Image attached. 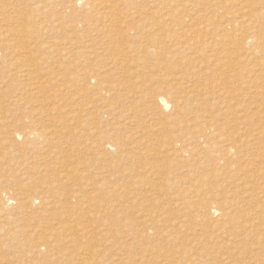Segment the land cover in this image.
<instances>
[{
    "label": "rangeland",
    "instance_id": "374dc122",
    "mask_svg": "<svg viewBox=\"0 0 264 264\" xmlns=\"http://www.w3.org/2000/svg\"><path fill=\"white\" fill-rule=\"evenodd\" d=\"M263 169L264 0H0V264H264Z\"/></svg>",
    "mask_w": 264,
    "mask_h": 264
},
{
    "label": "bare ground",
    "instance_id": "6f19581e",
    "mask_svg": "<svg viewBox=\"0 0 264 264\" xmlns=\"http://www.w3.org/2000/svg\"><path fill=\"white\" fill-rule=\"evenodd\" d=\"M79 1H81V0H79ZM184 9V8H183ZM28 31V30H27ZM24 32V31H23ZM29 32V31H28ZM26 35V34H25ZM22 39H25L26 41H27V38L26 37H24V38H22ZM24 40V41H25ZM251 40L253 41L254 39H253V37H251ZM257 40V39H256ZM23 43V42H22ZM29 43V42H28ZM28 43H26L27 45H28ZM255 43V42H254ZM29 46V45H28ZM23 47H24V45H23ZM25 48H26V46H25ZM31 48V47H30ZM27 49H28V47H27ZM30 50V49H29ZM28 50V51H29ZM28 53V52H27ZM31 53V52H30ZM155 54V53H154ZM26 55V54H25ZM24 58V57H23ZM19 61V60H18ZM26 61V60H25ZM11 62V61H10ZM13 62V61H12ZM17 62V61H16ZM21 62V61H20ZM29 63L30 64H33L32 62H31V59H30V57H29ZM17 64V63H16ZM16 64H14L13 66H15ZM19 65V64H18ZM35 65V64H34ZM12 66V67H13ZM22 66V65H21ZM18 67V66H17ZM14 68V67H13ZM19 68V67H18ZM13 70V69H12ZM18 69H16V71H17ZM26 71V70H25ZM25 71H23V73H25ZM8 72H10V71H8ZM17 74H19V75H21V77H23L24 75H22V72H16ZM27 74V73H26ZM13 76V75H12ZM159 104H160V106H161V108H162V110H168V108H170V102L167 100V99H165V98H161V99H159ZM208 129V128H207ZM209 130V129H208ZM214 132V131H213ZM29 133H31L30 131H29ZM211 133V132H210ZM28 134V133H27ZM34 134V133H33ZM214 134V133H213ZM216 134V133H215ZM32 134H29V135H27V136H31ZM34 136V135H33ZM19 137H21L20 135H19ZM29 137L27 138V139H29ZM23 138V137H22ZM193 143H189V145H192ZM191 148H189L188 147V153L189 154H195L196 155V148H197V145H192V146H190ZM194 156V155H193ZM191 158V157H190ZM235 157H232V159H234ZM199 159H200V157H196V161H199ZM264 170V169H263ZM262 170V171H263ZM261 171V172H262ZM258 172V171H257ZM256 172V174H259V173H257ZM261 174V173H260ZM262 175V174H261ZM264 176V175H263ZM259 179V178H258ZM262 188H260V190H261ZM263 191V190H262ZM262 191H259L258 193H260V192H262ZM264 193V192H263ZM16 194H14V193H10L8 196H6V197H1V200L3 201L2 202V204L5 206V207H7V208H9L8 206V204H9V202H12V201H16L17 200V198H16V196H15ZM262 195V194H261ZM259 198V197H258ZM180 204H184V202L183 203H180ZM181 206V205H180ZM179 206V207H180ZM183 206V205H182ZM218 207H215L214 209H215V212H219V210L217 209ZM183 209V208H182ZM214 209H212L213 211H214ZM211 210V211H212ZM3 211V210H2ZM4 212V211H3ZM183 214V213H182ZM181 214V215H182ZM219 214H220V212H219ZM186 215V214H185ZM192 220V219H191ZM196 220V219H195ZM195 220H194V222H195ZM148 220H144L143 222H147ZM224 221V220H223ZM181 222V221H180ZM183 223V222H182ZM185 223V222H184ZM182 226V225H181ZM183 226H184V224H183ZM169 236V235H168ZM229 244H230V242H228ZM231 243H232V241H231ZM240 244H242L241 242H240ZM240 244H238L237 243V246H239ZM198 245V244H197ZM242 246V245H241ZM241 246H239V247H241ZM197 247V246H196ZM227 246H225L224 248H226ZM233 247V246H232ZM236 247V246H235ZM195 248V247H194ZM231 248V247H230ZM260 248V247H259ZM262 248V247H261ZM161 249V248H160ZM197 249V248H196ZM233 249V248H232ZM236 249V248H235ZM162 250V249H161ZM249 250V249H248ZM257 250H259V249H257ZM262 251H264V250H262ZM205 253V252H204ZM199 255H201L200 254V252H198V256ZM205 256V255H204ZM207 256H209V255H207ZM210 257V256H209ZM209 257H207V258H209ZM205 258V257H204ZM231 258V257H230ZM194 259H198V258H194ZM201 259V258H200ZM210 259V258H209ZM167 260H169V259H167ZM202 260V259H201ZM171 262H172V260H170ZM191 261H195V260H191ZM199 261V260H198ZM206 262V261H205ZM254 263H256V261L254 262ZM257 263H258V261H257ZM190 264V263H189ZM192 264V263H191ZM213 264V263H212ZM252 264H253V262H252ZM260 264V263H259Z\"/></svg>",
    "mask_w": 264,
    "mask_h": 264
}]
</instances>
